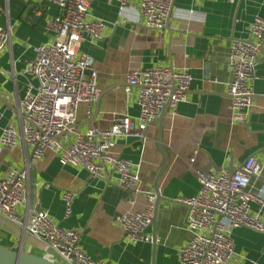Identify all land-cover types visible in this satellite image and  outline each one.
I'll return each mask as SVG.
<instances>
[{
	"label": "crops",
	"instance_id": "1",
	"mask_svg": "<svg viewBox=\"0 0 264 264\" xmlns=\"http://www.w3.org/2000/svg\"><path fill=\"white\" fill-rule=\"evenodd\" d=\"M138 4L139 0H130L121 10L118 0H93L90 13L104 20L106 29L99 41L86 36L80 51L93 58L101 95L91 107L79 104L77 123L84 131L108 128L117 116L137 117L139 87L130 93L125 89L131 70L156 65L187 70L193 77L187 101L176 110L168 105L163 115L161 144L169 156L167 163L162 168L159 117L144 138H119L114 148L134 163L141 179L139 193L121 187L115 173L100 179L83 168L63 166L59 151L50 149L31 160L28 203L18 213L24 217L28 208L47 210L59 226L81 232L80 246L86 253L108 264H180V248L192 233L187 205L175 199L198 193L199 170L236 171L253 155L263 169L252 178L250 189L264 190V42L246 122L233 119L228 94L231 46L235 39H250L253 20L264 18V0H174L169 26L163 30L144 26ZM58 14L59 7L49 1L0 0V25L12 26L10 47L0 54V135L7 126L21 129V101L28 85L37 84L26 68L36 57V47L54 39L45 25ZM31 155L22 138L15 147L0 144V178L23 167ZM159 172L157 200L154 185ZM67 190L74 193L70 213L63 197ZM150 191L156 196L155 221L146 230L152 239L130 242L116 216L145 209ZM250 211L264 223V204L251 201ZM232 239L235 255L229 264H264V232L241 226L232 231ZM0 244L55 260L44 241L1 215Z\"/></svg>",
	"mask_w": 264,
	"mask_h": 264
},
{
	"label": "built area",
	"instance_id": "2",
	"mask_svg": "<svg viewBox=\"0 0 264 264\" xmlns=\"http://www.w3.org/2000/svg\"><path fill=\"white\" fill-rule=\"evenodd\" d=\"M59 7V14L48 19L46 29L54 39L36 47V57L29 61L26 73L37 79L29 84L20 104L21 129L7 126L0 135L2 146L15 147L22 138L32 150L23 167L14 168L0 178V215L23 226L25 231L44 241L55 253L59 264H108L92 258L80 246L81 232L66 229L54 222L47 210L28 208L26 215L18 208L28 203L30 163L46 151H59L63 166L83 168L93 178L105 179L115 173L117 183L132 193L141 192L140 174L134 163L115 151L119 138H144L147 128L157 120L170 100L176 110L188 99L193 77L187 70L156 65L127 73L126 92L139 87L137 117L117 116L108 128L89 127L81 131L77 123V110L81 102L91 107L100 97L93 58L80 51L88 36L99 41L105 32L104 20L92 17L93 0H40ZM130 0H118L120 9ZM174 0H139L142 23L148 29H165ZM250 39H235L228 54L232 79L228 82L233 119L246 122L253 104L256 67L264 42V18L256 17L250 29ZM12 26L0 25V54L10 47ZM90 71V75H88ZM175 89L173 90V87ZM91 113V110H89ZM63 139V140H61ZM263 164L251 155L241 167L230 172L198 171L200 189L191 197H178L187 205V225L191 239L180 248V264H229L235 255L232 231L241 226L264 232V223L250 211L251 201L264 204V190L250 189L251 180L258 177ZM70 213L73 191L63 195ZM149 204L132 213L119 214L121 225L130 242L151 241L146 231L153 219L154 192L148 193Z\"/></svg>",
	"mask_w": 264,
	"mask_h": 264
},
{
	"label": "water",
	"instance_id": "3",
	"mask_svg": "<svg viewBox=\"0 0 264 264\" xmlns=\"http://www.w3.org/2000/svg\"><path fill=\"white\" fill-rule=\"evenodd\" d=\"M171 12H172V9H171ZM171 12H170V15H171ZM169 19H170V16H169ZM168 26H169V24L167 23L166 28H168ZM247 41L252 42L251 39H249ZM261 49H263V48L261 47ZM174 89H175V86L173 87V90ZM169 104H170V100L163 107L162 112L158 118V122H159V146H160L161 150L163 151V153L165 154V162H164L162 168H164V166L167 163L168 158H169L167 151L163 148V145L161 144V136H162V129H163V115H164L165 110ZM232 172H234V171H232ZM159 175H160V172H159V174L155 180V185H154L155 191L157 192V200L160 197L158 195V184H157V180H158ZM155 214H156V210L154 211V215H153V219H152L151 224H153L155 221ZM0 264H59V263L54 262L52 260H49V259H47L43 256H40V255H37V254L26 253L20 249L19 250L10 249V248L5 247L2 244H0Z\"/></svg>",
	"mask_w": 264,
	"mask_h": 264
}]
</instances>
